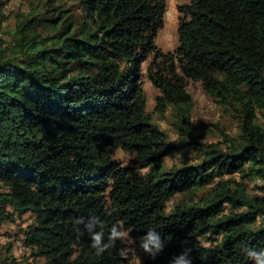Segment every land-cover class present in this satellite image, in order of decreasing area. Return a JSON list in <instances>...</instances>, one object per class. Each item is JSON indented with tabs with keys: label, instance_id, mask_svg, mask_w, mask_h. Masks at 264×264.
Masks as SVG:
<instances>
[{
	"label": "trees",
	"instance_id": "trees-1",
	"mask_svg": "<svg viewBox=\"0 0 264 264\" xmlns=\"http://www.w3.org/2000/svg\"><path fill=\"white\" fill-rule=\"evenodd\" d=\"M51 1L12 42L0 35V223L30 212L25 244L52 264H129L121 240L96 254L90 223L102 243L113 226L128 230L145 264H180L185 253L190 264H254L247 250L264 251V0L177 5L178 44L167 51L155 42L166 0H78L79 18ZM149 58L155 109L174 108L177 144L146 112ZM188 80L239 113L225 148L195 139ZM187 143L201 160L166 168ZM119 148L135 153L133 165L114 156ZM233 173L241 178L224 177ZM246 177L262 192L249 193ZM150 230L164 244L155 258L141 247Z\"/></svg>",
	"mask_w": 264,
	"mask_h": 264
},
{
	"label": "rangeland",
	"instance_id": "rangeland-1",
	"mask_svg": "<svg viewBox=\"0 0 264 264\" xmlns=\"http://www.w3.org/2000/svg\"><path fill=\"white\" fill-rule=\"evenodd\" d=\"M3 1L2 12L7 17L0 25V35L5 43L12 42L15 36L17 24L35 14L46 12V2L48 0H1ZM189 0H166L167 8L164 15L163 26L159 29L155 42L163 51L173 50L178 44L177 26L180 16L177 5L188 3ZM52 6H61L66 9L64 15H72L75 18L80 17L78 0H52ZM49 14V15H48ZM47 15L50 16V13ZM43 16V15H42ZM38 30L45 34L48 29L40 26ZM150 58L141 65V87L146 98V112L150 115L152 121L156 123L166 134V142L177 144L181 136L177 132L174 123L179 121L173 116L174 108L168 106L160 113L156 111V95L160 90L148 79L146 70ZM185 91L190 94V117L192 131L195 139L202 143H220L226 147L227 138H237L239 113L233 107L224 106L216 102L204 89L201 81L188 80L185 85ZM259 120H262L259 114ZM263 121V120H262ZM185 141L189 142L191 137L184 136ZM114 156L122 165H133L134 152H127L117 149ZM202 156L196 152L193 144L187 143L182 150L176 149L165 157V167H181L183 165L195 164L201 160ZM149 170V167L141 169L142 172ZM224 177L240 179L238 173L225 174ZM249 193H261L258 186L252 178H244ZM207 188L198 190V194H205ZM181 197V194L173 196L167 203L168 210ZM9 212L13 210L9 208ZM34 217L30 212L23 215L12 213L11 219H6L0 223V264H52L44 257L34 253V249L25 244V231L34 224ZM127 238L121 240L125 245L126 256L129 258V264H145L143 256L137 249L136 242L128 230ZM206 236H210L208 233ZM205 245H212V241L206 237L201 238Z\"/></svg>",
	"mask_w": 264,
	"mask_h": 264
},
{
	"label": "clouds",
	"instance_id": "clouds-1",
	"mask_svg": "<svg viewBox=\"0 0 264 264\" xmlns=\"http://www.w3.org/2000/svg\"><path fill=\"white\" fill-rule=\"evenodd\" d=\"M90 219L101 224V221L98 217H90ZM76 223H83V218L78 219ZM93 227V224H88L86 226V232L92 241V247L96 250L97 255L104 253L108 248L114 246L116 240H124L128 235L127 232L117 228L116 226H113L109 233L107 243H102L104 240L103 231H93ZM141 247L145 252L151 255L152 258H155V256L163 250L164 244L159 233L150 230L142 238ZM246 254L254 261V264H264V251L257 252L254 250H247ZM185 255H187V253L182 254L180 257V264H190L189 261L184 260Z\"/></svg>",
	"mask_w": 264,
	"mask_h": 264
},
{
	"label": "built area",
	"instance_id": "built-area-1",
	"mask_svg": "<svg viewBox=\"0 0 264 264\" xmlns=\"http://www.w3.org/2000/svg\"><path fill=\"white\" fill-rule=\"evenodd\" d=\"M255 182H256V184H261V180L260 179H256Z\"/></svg>",
	"mask_w": 264,
	"mask_h": 264
}]
</instances>
